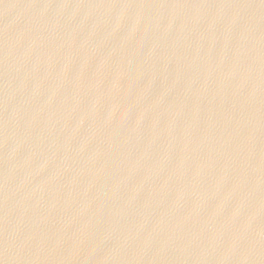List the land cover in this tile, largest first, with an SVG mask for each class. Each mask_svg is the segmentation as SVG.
Wrapping results in <instances>:
<instances>
[{
    "label": "water",
    "instance_id": "water-1",
    "mask_svg": "<svg viewBox=\"0 0 264 264\" xmlns=\"http://www.w3.org/2000/svg\"><path fill=\"white\" fill-rule=\"evenodd\" d=\"M0 264H264V0H0Z\"/></svg>",
    "mask_w": 264,
    "mask_h": 264
}]
</instances>
